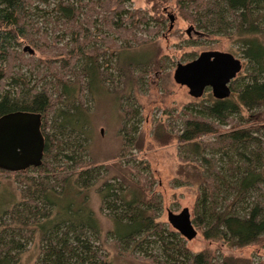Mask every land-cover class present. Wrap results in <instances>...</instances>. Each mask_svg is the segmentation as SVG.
<instances>
[{
  "label": "trees",
  "instance_id": "1",
  "mask_svg": "<svg viewBox=\"0 0 264 264\" xmlns=\"http://www.w3.org/2000/svg\"><path fill=\"white\" fill-rule=\"evenodd\" d=\"M36 1L0 0V117L15 112L40 114L46 141L41 167L20 173L0 170L18 174L23 186L18 203L0 212V264H22L36 238L40 242L36 264H110L90 240V235L100 240L102 234L94 213L67 192L72 185L80 195L102 181L100 168L80 171L85 162L78 153L86 152L89 134L86 97H93L101 85L112 89L127 123L119 157L137 146L134 133L141 121L130 123L140 117L139 109L132 111L124 103L133 99L138 76L160 64L156 51L136 56L126 51L152 43V33L156 36L158 30L151 23L155 20L162 28L160 5L167 0H146L153 4L158 19L130 9L133 0H58L54 11L59 15L56 26L62 24L64 29L62 46V40L50 42L47 34L36 39L40 31L31 19ZM175 1L199 31L238 37L247 73L242 77L240 73L232 82L229 98L217 100L210 95L195 110H187L180 133L174 135L166 124L159 123L154 136L164 143L175 136L180 151L192 156L198 180L195 223L204 239L238 249L261 246L264 124L254 127L248 122L252 112H264V0ZM139 32H146L149 38ZM23 42L39 51L41 58H26L21 51ZM102 59L107 62L104 67ZM78 64L82 65L76 70ZM23 67L38 69L36 84L32 85ZM211 137L214 139L205 140ZM57 158L71 167L56 171L51 162ZM29 172L38 176H29ZM142 188H127L116 178L103 181L98 188L101 207L114 221L108 235L118 245L143 250L148 239L156 238L164 257H145L151 264H254L251 259L215 258L208 251L193 255L175 241L176 235L167 243L164 225L157 221V203L147 197V186ZM66 199L69 201L64 203Z\"/></svg>",
  "mask_w": 264,
  "mask_h": 264
},
{
  "label": "rangeland",
  "instance_id": "2",
  "mask_svg": "<svg viewBox=\"0 0 264 264\" xmlns=\"http://www.w3.org/2000/svg\"><path fill=\"white\" fill-rule=\"evenodd\" d=\"M57 1H36L37 8L32 11L31 19L33 26L40 31V33H36L37 40H40L44 34H47L50 42L56 38L58 41L62 40L64 29L62 24L59 27L56 26L59 15L54 11ZM128 7L133 10H140L154 19L160 17L155 15L153 4L146 0H133L128 4ZM160 7L162 8L161 11H164V17H162L164 24L162 28H159L155 20L151 23V26L158 30L156 36L152 33V38L154 37L152 43L134 46L126 51L129 56L144 54L150 50L156 51L160 64L157 69H150L145 74L138 76L139 82L133 93V99L131 101L126 100L124 103L125 106L128 104L132 111L139 109L140 117L134 118L130 123L133 125L134 120L137 122L140 119L141 121L138 126L136 125L138 129L134 133V137L138 139L136 143L139 148L137 146L129 147L123 157H119L125 143L123 129L127 125L126 118L122 106L115 100L117 94L106 85H101L93 97H86L89 108L87 129L89 134L87 133L88 140H85L87 149L85 153L80 151L78 154H81L85 162L80 171L100 168L102 181L89 190H83L80 195H78L75 186L72 185L69 186L67 192L71 193L76 203L83 204L85 208L94 213L102 234L100 240L92 235H90V240L96 250L99 249L98 251L102 255L107 256L110 264H151L145 257H164L156 238L148 239L143 250L132 251L131 247L118 245L113 236L108 235L114 228V221L111 213L101 207L98 188L103 181H111L114 178L122 180L127 188L140 189L143 187L145 189L147 186L149 191L147 197H152L157 203V206H154L158 214L157 221L164 225V237L168 238L167 243L175 240L174 236L176 235L178 238L176 237L175 241L178 244L182 242L193 255L208 251L215 258L235 257L251 259L254 264H264V244L238 249L231 248L222 242H209L204 239L202 229L195 223L198 180L195 179L197 170L191 163L192 156L189 154L187 157L184 152L180 151L175 136L168 137L166 143H164L165 141H158L154 136L155 127L159 123L166 124V130L174 135L180 133L186 112L195 110L199 102L208 101L212 95L211 90H207L202 98L191 97L186 87L178 85L174 81V72L177 66L196 60L204 52L230 53L243 62L244 68L240 74L242 77L247 73L245 67L247 62L239 51L240 41L238 37L211 36L199 31L186 17V14L178 8L175 0H167ZM168 15L174 16L172 30L170 29L172 23ZM191 27L194 28V32L189 38L187 31ZM139 35L149 38L146 32H139ZM61 42L60 45L62 46L65 42L64 40ZM21 51L25 52L26 58L34 57L36 60L41 58L39 51L24 42ZM106 61L102 59L103 67L107 63ZM80 65L78 64L76 70L81 68ZM109 71L114 72L113 70ZM23 72L29 80H32V85L36 84L39 76L38 69L23 67ZM42 85L40 84L39 88ZM251 116L252 119L249 120L248 126L260 127L264 124L263 110L254 111ZM224 130H229V127H224ZM211 139L214 138H205V140ZM83 140L84 138L81 137L80 141ZM51 163L58 172L71 167L67 161L61 158H57L55 163ZM133 168H136L137 173ZM28 175L38 176L35 172H29ZM140 177L145 179L142 178L143 180L139 181ZM18 178H20L18 174L0 173V212L10 209L14 203H18L20 200L23 186H20ZM140 182L142 184L139 185ZM68 201L69 199H66L64 203ZM186 208L189 209L191 219L198 232L197 237L191 241L174 229L168 220V212L179 214ZM39 244L37 238L31 241L28 251L22 257V264H36L38 262Z\"/></svg>",
  "mask_w": 264,
  "mask_h": 264
},
{
  "label": "water",
  "instance_id": "3",
  "mask_svg": "<svg viewBox=\"0 0 264 264\" xmlns=\"http://www.w3.org/2000/svg\"><path fill=\"white\" fill-rule=\"evenodd\" d=\"M169 17L174 22V16ZM193 30L189 28L188 34ZM242 70V62L230 53L204 52L190 63L179 64L174 72V81L186 87L195 99L202 98L210 88L215 99L225 100L231 96V83ZM45 145L40 114L15 112L0 117V170L20 173L41 167ZM168 220L187 240L197 237L189 209L179 214L168 212Z\"/></svg>",
  "mask_w": 264,
  "mask_h": 264
},
{
  "label": "flooded vegetation",
  "instance_id": "4",
  "mask_svg": "<svg viewBox=\"0 0 264 264\" xmlns=\"http://www.w3.org/2000/svg\"><path fill=\"white\" fill-rule=\"evenodd\" d=\"M167 11V10H166ZM170 15H168V18H169V20H170V22H171V19H170V17H169ZM172 24H171V26H170V29L172 30L173 29V22H171ZM192 32H194V30L192 31ZM192 32H191V34H192ZM191 34H188V31H187V35H188V37L190 38L191 37ZM196 34H198V33H196ZM234 56V55H233ZM235 57V56H234ZM236 58V57H235ZM240 60V59H239ZM241 61V60H240ZM242 62V61H241ZM242 64H243V62H242ZM243 68H244V66H243ZM237 79V78H236ZM231 85H232V83H231ZM207 90H211L210 88H208V89H206V91ZM205 91V92H206ZM211 93H212V90H211ZM212 96H213V94H212Z\"/></svg>",
  "mask_w": 264,
  "mask_h": 264
}]
</instances>
